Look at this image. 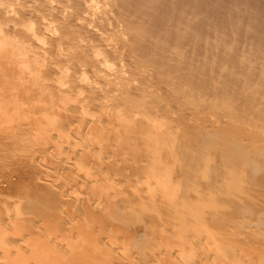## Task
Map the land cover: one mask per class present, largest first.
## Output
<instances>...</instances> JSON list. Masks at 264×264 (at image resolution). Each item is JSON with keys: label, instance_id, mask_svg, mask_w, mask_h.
I'll return each mask as SVG.
<instances>
[{"label": "bare ground", "instance_id": "6f19581e", "mask_svg": "<svg viewBox=\"0 0 264 264\" xmlns=\"http://www.w3.org/2000/svg\"><path fill=\"white\" fill-rule=\"evenodd\" d=\"M29 2L0 0V264H264V108L153 23Z\"/></svg>", "mask_w": 264, "mask_h": 264}, {"label": "rangeland", "instance_id": "374dc122", "mask_svg": "<svg viewBox=\"0 0 264 264\" xmlns=\"http://www.w3.org/2000/svg\"><path fill=\"white\" fill-rule=\"evenodd\" d=\"M39 1V0H38ZM44 1V2H43ZM45 1L48 3V4H45ZM54 1V3H53ZM64 1V2H63ZM66 1V2H65ZM76 1V3H75ZM95 3V7H94V2H92V0H86V2H89V7H88V4L85 3V0H40V2L38 3L37 0H30L29 5L28 7L32 6V7H36L38 4L43 5V6H49V5H54V6H60V5H68L70 4V8L69 10H75L76 8L78 10H75L78 11V12H81V9L82 8H85V9H82L83 11H91L90 13L94 14L96 17L99 16L101 18H98L97 19H101L103 20L102 24H105V26H107L108 29H110V25H108L107 23L110 22L111 18H117V16H115V10H120V13L121 14H124V18L129 21H136L137 19V22H142V24H145V25H150L151 23H153L154 25H150V27H153L154 29L158 30V31H155L154 32V36L155 33L159 32V37L160 40L162 38V36L166 35L168 36V39L165 38L166 36H164L162 38V40L166 41L169 43V44H165L163 43L162 41H158L159 38H153V36L149 35V37H146L148 36L147 34H149L150 32L149 31H143V33H141V38H143V40H148V38H152V39H149L148 41L150 42H154L155 44H161L162 43V47L165 45L168 47V45H172L173 46H170L172 48H174V45L175 47L178 45V47L180 48V45L186 49L183 48V50H179L181 51L180 54V57H184V59L186 61L189 62V65L190 67H188V62H187V66L185 65V62H184V67L186 68L187 70V76L189 74L188 77H190L191 75V79H196L198 80V75L197 73L199 74L202 70L201 73H205V74H202V78L200 79V81L198 82H201L204 83V80H205V86H211L213 85V82L215 83V80L220 82V80L224 79V80H227L230 84V86L232 87V89H229V93L226 91V90H221L220 93L222 95L226 94L225 96H232L233 98H236V100H240V102L244 101L245 98L247 99H250L249 101H251L252 99L254 100L255 102V106L257 109H259V107L261 108H264V86L262 87V84L264 85V0H120L119 3L116 2L118 0H112L114 1L115 3H112V1H107L105 2H100L99 0H93ZM102 1H105V0H102ZM127 1V2H126ZM228 1V2H227ZM248 1V2H247ZM32 2H35L34 4H32ZM72 2V3H71ZM92 2V3H90ZM100 4L98 5L97 4ZM111 4H109V3ZM124 4H122V3ZM131 2V3H130ZM133 2V3H132ZM138 2V3H137ZM166 2V3H165ZM200 2V3H199ZM226 2V3H225ZM233 2V3H232ZM260 2V3H259ZM118 3V4H116ZM121 3V4H120ZM141 5H140V4ZM172 3V5H171ZM37 4V5H36ZM76 4V5H75ZM92 4V6H90ZM104 4V5H103ZM106 4H108L109 6H107ZM139 4V6H138ZM144 4V5H143ZM161 4V5H160ZM165 4H166V7H165ZM168 4V5H167ZM170 4V5H169ZM204 4V5H202ZM87 5V6H86ZM111 5V6H110ZM114 5V6H113ZM126 5V6H125ZM137 7H136V6ZM217 5V6H216ZM77 6V7H76ZM82 6V8H81ZM155 6V7H154ZM167 6L171 7L169 8L171 10L168 9L167 10ZM38 7V6H37ZM72 7V8H71ZM76 7V8H74ZM91 7V8H90ZM104 7L106 9H104ZM95 8H98L96 9L97 12L95 11ZM109 8H112L111 10ZM124 8V9H123ZM126 8H127V11H126ZM149 8V9H148ZM178 8V9H177ZM24 9H27V6L26 8ZM31 9V8H29ZM144 9V10H143ZM156 9V10H155ZM94 10V12H93ZM100 10L102 11L101 15L100 14ZM114 10V11H112ZM131 10V11H130ZM147 10V11H146ZM162 10V11H160ZM167 10V11H166ZM179 10V11H178ZM215 10V11H214ZM106 11V12H105ZM110 11V13H109ZM130 11V12H129ZM167 13V15H163V14H166L165 12ZM196 11V12H195ZM200 11V12H199ZM74 12V11H72ZM113 12V14L111 13ZM138 12V13H137ZM164 12V13H162ZM213 12V13H212ZM105 13V14H104ZM108 13V14H107ZM146 13V15H145ZM161 13V14H160ZM97 14V15H96ZM111 14V15H109ZM126 14V15H125ZM128 14V15H127ZM131 14V15H129ZM134 14V15H133ZM138 14V15H137ZM159 14H160V17H159ZM195 14V15H194ZM109 15V16H108ZM150 15V16H149ZM157 17H156V16ZM171 15V16H170ZM258 15V16H257ZM106 16V18H104ZM108 16V17H107ZM110 16H112L110 18ZM132 16V17H131ZM164 19H162L161 18ZM167 16V17H166ZM129 17V18H128ZM131 17V18H130ZM179 19H178V18ZM194 17V18H193ZM103 18V19H102ZM123 18V17H122ZM124 18L122 19V21H126L124 20ZM129 20H128V19ZM152 18V19H151ZM187 18V19H186ZM108 19V20H107ZM110 19V20H109ZM156 23H155V21ZM192 19V20H191ZM100 20V21H101ZM106 23H105V21ZM118 21V19H115ZM139 20V21H138ZM148 20V21H146ZM190 20V21H189ZM210 20V21H209ZM151 21V22H150ZM161 21V22H160ZM164 21V23H162ZM140 22V23H141ZM146 22V23H145ZM163 26L160 25L159 28H163L161 31V29L157 28L155 25H159V23ZM194 22V23H193ZM120 22L118 21V24ZM199 23V24H198ZM245 23V24H244ZM168 24V25H167ZM252 24V25H251ZM121 25V23H120ZM119 25V26H120ZM178 25V26H177ZM180 25V26H179ZM240 25V26H239ZM121 26H124L123 24ZM120 26V27H121ZM172 26V27H171ZM195 26V27H194ZM263 26V27H262ZM171 28H174V29H171ZM176 28V29H175ZM194 28V29H193ZM149 29V28H148ZM164 29L166 31H169L168 34L166 31H164ZM170 29V30H169ZM198 29H200L199 31H197ZM111 31V30H110ZM110 31H106V33H109V35L112 37L115 36V33L117 34L116 30L115 31H111V34H110ZM187 31V32H186ZM205 31V32H204ZM147 32V33H146ZM184 32V33H183ZM144 33L146 35H144ZM162 33V34H161ZM165 33V34H164ZM175 36H173L172 34ZM183 33V34H182ZM190 33V34H189ZM255 33V34H254ZM151 34V33H150ZM177 34V35H176ZM192 34V35H191ZM214 34V35H213ZM186 35V36H185ZM190 37H188V36ZM210 35V36H209ZM170 36V37H169ZM172 36H173V39H172ZM181 36V37H180ZM196 36V37H195ZM177 37V38H175ZM184 37V38H183ZM172 40H171V39ZM186 38V39H185ZM201 38V39H200ZM212 38V39H211ZM215 38V39H213ZM178 39V40H177ZM181 39V40H180ZM184 39V40H183ZM196 39V40H195ZM218 39V40H217ZM235 39V40H234ZM126 41V39H124ZM169 40V41H168ZM176 40V44L174 43V41ZM189 40H192L191 42H189ZM257 40V41H256ZM164 41V42H165ZM172 41V42H171ZM183 43H181V42ZM185 41V42H184ZM195 41V43H194ZM232 41V42H231ZM180 42V43H179ZM189 42V44H188ZM193 42V43H192ZM212 42V44L210 43ZM187 43V44H186ZM210 43V44H209ZM223 43V44H222ZM241 43V44H240ZM263 45H262V44ZM124 44L126 45V43L124 42ZM214 44V45H213ZM186 45V46H185ZM191 45V46H190ZM198 45V47H197ZM210 45H212L210 47ZM226 45V46H225ZM239 45V46H238ZM168 50H172V48H170ZM193 47V48H192ZM200 50V52L198 53L197 51V48ZM204 47V48H203ZM206 47V48H205ZM209 47V48H208ZM228 47V48H227ZM191 48V49H190ZM196 50H195V49ZM182 49V48H180ZM208 49V51H207ZM190 50V51H189ZM195 51V52H194ZM197 51V52H196ZM203 51V52H202ZM223 51V52H222ZM117 52V53H116ZM116 55H120V57H122V54L120 51H116ZM183 52V53H182ZM189 52V53H188ZM192 52V53H191ZM215 52V53H214ZM221 52V53H220ZM237 52V53H236ZM185 53V54H184ZM194 53H198V54H202L201 58L199 56H197V54H195V56H197V58L201 59L199 65L201 64V66L197 65V62H199L195 57L193 58L194 56ZM209 53H210V56H209ZM253 53V54H252ZM168 54H171L168 52ZM179 54V53H177ZM189 54V56H188ZM222 54V55H221ZM251 54V55H250ZM118 55V56H119ZM215 55V56H214ZM236 55V56H234ZM186 56V58H185ZM191 56V57H190ZM188 57V58H187ZM205 57V58H204ZM209 57V58H208ZM211 57V58H210ZM214 57V58H213ZM223 57V58H222ZM239 57V58H238ZM257 57V58H256ZM193 60H191V59ZM206 60H204V59ZM213 58V59H212ZM234 59V60H233ZM237 59V60H236ZM197 60V61H195ZM214 60V61H213ZM260 60V61H259ZM204 61V63H203ZM214 64H213V62ZM220 61V62H219ZM195 62V63H194ZM202 62V63H201ZM196 64L195 66L199 67L197 68V71H200V72H197V71H194V66L192 67V64ZM206 63V64H205ZM208 63V64H207ZM211 63V64H210ZM193 64V65H194ZM213 64V65H212ZM233 64V65H232ZM206 65V66H205ZM256 65V66H255ZM216 70H215V68ZM188 67V68H187ZM192 67V69H191ZM195 67V68H196ZM203 67V68H202ZM209 67V68H208ZM219 68V70H217ZM230 67V68H229ZM259 67V69L257 68ZM184 68V69H185ZM191 70H190V69ZM202 68V69H201ZM211 68V69H210ZM225 68V69H224ZM229 68V69H228ZM235 68V69H234ZM241 68V69H240ZM263 68V69H262ZM199 69V70H198ZM237 69V70H236ZM243 69V70H242ZM196 70V69H195ZM229 70V71H227ZM232 73H230L231 71ZM239 70V71H238ZM252 70V71H251ZM256 71V73L254 71ZM258 70V72H257ZM193 72H196L195 73H192ZM207 71V72H206ZM221 71V72H220ZM241 71V72H240ZM245 71V72H244ZM247 71V72H246ZM226 72H229L227 75L229 79H225L227 77V75H225L224 73ZM239 72V73H238ZM186 73V71H185ZM220 73V74H219ZM223 73V74H222ZM233 73H236V77ZM245 73V74H244ZM249 73V74H248ZM255 73V75H253ZM208 74V77L207 79H210V80H207L209 83L207 84L206 82V75ZM210 74V75H209ZM215 74V75H214ZM233 74V75H232ZM239 74V75H238ZM248 74V75H247ZM252 74V75H250ZM261 74V75H260ZM197 75V76H196ZM238 75V77H237ZM241 75H244L243 79L241 80L242 76ZM247 75V77L245 76ZM186 76V77H187ZM193 76V77H192ZM194 76H196L194 78ZM203 76H205L203 78ZM210 76V77H209ZM225 78H222L221 77H224ZM231 76V78H230ZM241 76V78H240ZM249 76H254L255 80H252L253 77H251L252 79L249 78ZM214 77V78H213ZM218 77V78H217ZM236 80H233L234 78ZM246 77V78H245ZM220 78V79H219ZM250 81H249V79ZM211 79H214L211 80ZM231 79L233 80L231 82ZM245 79V80H244ZM263 79V80H262ZM190 80V79H189ZM203 80V81H202ZM241 80V82H239ZM252 80V81H251ZM258 80V81H257ZM260 82V85H259V81ZM213 81V82H212ZM223 81V80H222ZM236 82L235 84H233V82ZM248 82V83H247ZM254 82V83H252ZM232 83V84H231ZM243 83V84H242ZM228 84V85H229ZM245 84V85H244ZM256 84V86H255ZM244 85V86H243ZM249 85V86H248ZM251 85V86H250ZM235 86V87H234ZM243 86V87H242ZM247 86V87H246ZM252 86H254V89ZM260 88H258V87ZM229 88V86H227ZM230 87V88H231ZM234 87V88H233ZM261 87L263 89H261ZM227 88V89H228ZM242 88V89H240ZM261 91V92H259ZM239 89V90H238ZM251 89V91H250ZM253 89V90H252ZM255 91V92H254ZM226 92V93H225ZM241 92H242V96H241ZM258 92V93H257ZM236 93V94H235ZM239 93V94H238ZM245 96H244V94ZM249 93V94H248ZM254 93V94H253ZM262 93V94H261ZM231 94V95H230ZM256 94V96H255ZM258 94V95H257ZM239 97H237V96ZM235 96V97H234ZM247 96V97H246ZM254 96V97H253ZM243 97V98H241ZM262 99V100H261ZM258 103V104H257Z\"/></svg>", "mask_w": 264, "mask_h": 264}]
</instances>
